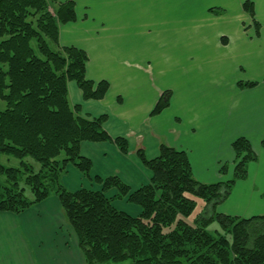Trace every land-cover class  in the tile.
I'll return each mask as SVG.
<instances>
[{
  "label": "crops",
  "instance_id": "1",
  "mask_svg": "<svg viewBox=\"0 0 264 264\" xmlns=\"http://www.w3.org/2000/svg\"><path fill=\"white\" fill-rule=\"evenodd\" d=\"M67 1L76 21L59 27V46L84 51L86 79L109 86L102 100L85 101L69 82L68 101L82 116H106L104 131L126 139L128 153L109 141L81 143L80 154L92 165L89 177L67 167L63 187L99 191L95 178L117 177L135 191L151 177L136 151L151 160L160 145L186 154L196 182H227L232 143L244 138L257 160L214 211L264 215V0H58ZM245 2L252 3L253 18ZM165 91L168 107L151 116ZM120 203L119 211L139 215V207ZM65 226L55 196L20 215L0 212V264H85Z\"/></svg>",
  "mask_w": 264,
  "mask_h": 264
},
{
  "label": "trees",
  "instance_id": "2",
  "mask_svg": "<svg viewBox=\"0 0 264 264\" xmlns=\"http://www.w3.org/2000/svg\"><path fill=\"white\" fill-rule=\"evenodd\" d=\"M243 10L253 18L251 2ZM75 18L71 1L0 0V157L20 162L18 168L0 163V212L19 214L55 195L86 264H264V215L242 219L214 211L257 160L244 138L232 143L234 171L227 182H196L186 154L160 145L151 160L142 149L136 151L151 177L135 191L117 177L95 178L99 191L63 187L67 167L89 177L92 165L81 156V143L109 141L128 153L126 139H112L104 131L106 116H82L68 101L69 82L85 101L102 100L109 88L105 81L86 79L84 51L58 45V27ZM169 100L170 92H163L151 116ZM225 172L222 166L220 173ZM111 190L116 193L108 198ZM122 199L139 207V215L112 206ZM196 200L208 207L207 215L197 213L188 221Z\"/></svg>",
  "mask_w": 264,
  "mask_h": 264
},
{
  "label": "rangeland",
  "instance_id": "3",
  "mask_svg": "<svg viewBox=\"0 0 264 264\" xmlns=\"http://www.w3.org/2000/svg\"><path fill=\"white\" fill-rule=\"evenodd\" d=\"M51 10H52V7H51ZM76 17V16H75ZM75 21H76V18H75ZM74 21V22H75ZM74 22H68V23H65V24H62V25H66V24H71V23H74ZM61 26V25H60ZM59 26V27H60ZM59 27H58V32H59ZM58 45H59V41H58ZM254 153V152H253ZM0 163L3 165V166H5V167H7V168H18L19 167V164H20V162L19 161H17V160H15V159H13V158H9V157H5V156H1L0 157ZM140 163V162H139ZM141 164V163H140ZM143 167V166H142ZM144 168V167H143ZM145 169V168H144ZM146 170V169H145ZM247 170V169H246ZM147 171V170H146ZM64 175V174H63ZM246 175H247V172H246ZM71 178V177H70ZM3 180V178H0V182ZM70 180V179H69ZM1 184H6L7 186H10V184L9 183H4V181L1 183ZM20 186H23L22 184L20 185ZM131 190V189H130ZM132 191V190H131ZM116 193V192H115ZM115 195V194H114ZM114 195H110V194H107V197L108 198H113V196ZM51 196H55V195H51ZM26 197L29 199V198H31V194H30V192L28 191L27 193H26ZM56 197V196H55ZM57 198V197H56ZM47 200V199H46ZM58 200V199H57ZM117 201V202H116ZM120 201H122V202H127L126 201V199H122V200H114L113 202H112V206L115 208V209H117L118 210V208L117 207H119V206H123L121 203L119 204V202ZM44 202V201H43ZM42 203V202H41ZM58 203H59V201H58ZM128 203V202H127ZM38 204H40V203H38ZM128 204H130V203H128ZM196 209H195V211H194V214L188 219V221H191L193 218H194V216L197 214V213H203L204 215H207V213H206V207L204 206L203 207V203H202V201H200V200H196ZM36 205V204H35ZM60 205V204H59ZM131 205H133V204H131ZM32 206H34V205H32ZM31 206V207H32ZM60 208H61V206H60ZM127 208V207H126ZM29 209V208H28ZM128 210V209H127ZM208 210V209H207ZM61 211H62V213H63V216H64V220H65V223H66V228L65 229H68V232L70 233V238L74 241L75 240V242H76V244H77V239H76V237H75V235H74V232H73V230L71 229V227H70V225H69V222L67 221V219H66V217H65V214H64V211L62 210V208H61ZM25 212V211H24ZM24 212H22V213H24ZM9 213V212H8ZM22 213H19V214H14V215H20V214H22ZM11 214H13V213H11ZM127 214V213H126ZM129 215V214H128ZM130 216H132L131 214H130ZM263 216V215H262ZM238 218V217H237ZM251 218V217H250ZM242 219H244V218H242ZM248 219V218H247ZM215 225H212V227H214ZM216 227V226H215ZM77 248H78V244H77ZM78 250L80 251V249L78 248ZM80 253H81V251H80ZM81 255H82V253H81ZM83 256V255H82ZM83 260H84V257H83ZM84 263H85V260H84ZM86 264V263H85ZM123 264H126V263H123Z\"/></svg>",
  "mask_w": 264,
  "mask_h": 264
}]
</instances>
